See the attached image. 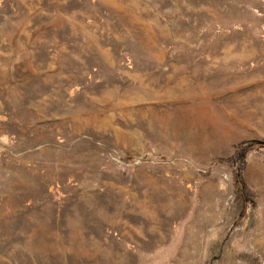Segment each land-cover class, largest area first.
<instances>
[{"label": "rangeland", "instance_id": "1", "mask_svg": "<svg viewBox=\"0 0 264 264\" xmlns=\"http://www.w3.org/2000/svg\"><path fill=\"white\" fill-rule=\"evenodd\" d=\"M0 264H264V0H0Z\"/></svg>", "mask_w": 264, "mask_h": 264}, {"label": "trees", "instance_id": "2", "mask_svg": "<svg viewBox=\"0 0 264 264\" xmlns=\"http://www.w3.org/2000/svg\"><path fill=\"white\" fill-rule=\"evenodd\" d=\"M242 172H243V166L240 167V169L238 170V174H237V181L241 185H243V182H242V179H241Z\"/></svg>", "mask_w": 264, "mask_h": 264}]
</instances>
